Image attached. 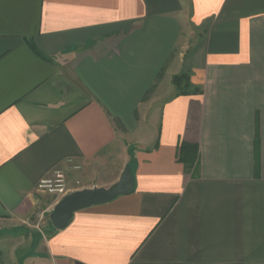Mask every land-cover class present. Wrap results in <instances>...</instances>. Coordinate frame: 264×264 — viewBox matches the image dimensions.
<instances>
[{
    "label": "crops",
    "instance_id": "0c3cea01",
    "mask_svg": "<svg viewBox=\"0 0 264 264\" xmlns=\"http://www.w3.org/2000/svg\"><path fill=\"white\" fill-rule=\"evenodd\" d=\"M0 264H264V0H0Z\"/></svg>",
    "mask_w": 264,
    "mask_h": 264
},
{
    "label": "water",
    "instance_id": "95a60500",
    "mask_svg": "<svg viewBox=\"0 0 264 264\" xmlns=\"http://www.w3.org/2000/svg\"><path fill=\"white\" fill-rule=\"evenodd\" d=\"M133 190L134 179L130 168L126 167L118 181L108 188L83 189L63 197L49 215L50 224L56 231L63 230L74 213L91 206L109 203L120 196H127Z\"/></svg>",
    "mask_w": 264,
    "mask_h": 264
},
{
    "label": "trees",
    "instance_id": "16d2710c",
    "mask_svg": "<svg viewBox=\"0 0 264 264\" xmlns=\"http://www.w3.org/2000/svg\"><path fill=\"white\" fill-rule=\"evenodd\" d=\"M185 78V85H181V81ZM172 84L175 87L178 95L195 94L198 92L196 89H190L189 78L186 74L175 76L172 78ZM177 161L182 163L186 169H193L195 171L198 164V148L196 145L180 144L178 148ZM192 173V176L195 173Z\"/></svg>",
    "mask_w": 264,
    "mask_h": 264
},
{
    "label": "built area",
    "instance_id": "2783aa9c",
    "mask_svg": "<svg viewBox=\"0 0 264 264\" xmlns=\"http://www.w3.org/2000/svg\"><path fill=\"white\" fill-rule=\"evenodd\" d=\"M38 190L40 192L54 194L60 198H63L68 194L65 187L64 175L59 172L51 179L41 181L38 185Z\"/></svg>",
    "mask_w": 264,
    "mask_h": 264
},
{
    "label": "rangeland",
    "instance_id": "374dc122",
    "mask_svg": "<svg viewBox=\"0 0 264 264\" xmlns=\"http://www.w3.org/2000/svg\"><path fill=\"white\" fill-rule=\"evenodd\" d=\"M191 37L193 38V40L196 38V37H201V35H199V34H192L191 35ZM191 47V45L189 44V48ZM189 50V49H188ZM186 52H188V51H186ZM187 75V74H186ZM188 76V75H187ZM188 78H189V76H188ZM181 85H185V78L181 81ZM103 182H105V179L103 180ZM77 186H80V185H77ZM65 187H66V190L68 191V188H67V185H66V182H65ZM44 193V192H43ZM44 194H46V195H51V196H54V198L56 197V195H54V194H50V193H44ZM38 212H41V210H39ZM45 218H46V220L47 221H49V216H45ZM50 222V221H49ZM39 228L41 229V226H39Z\"/></svg>",
    "mask_w": 264,
    "mask_h": 264
}]
</instances>
